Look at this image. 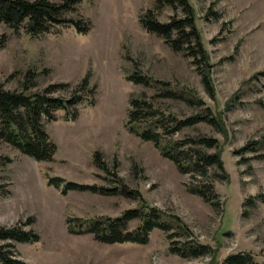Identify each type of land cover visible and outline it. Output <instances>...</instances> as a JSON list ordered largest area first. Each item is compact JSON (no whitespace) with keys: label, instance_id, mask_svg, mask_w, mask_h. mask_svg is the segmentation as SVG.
Here are the masks:
<instances>
[{"label":"rangeland","instance_id":"rangeland-1","mask_svg":"<svg viewBox=\"0 0 264 264\" xmlns=\"http://www.w3.org/2000/svg\"><path fill=\"white\" fill-rule=\"evenodd\" d=\"M218 17L207 16L211 2ZM196 25L208 51L214 99L206 93L191 57L174 51L147 32L139 17L154 9V0H82L65 17L90 21L79 33L71 24L49 32L27 34L0 22V86L21 91L26 72L34 79L29 92L63 83L51 95L83 101L42 123L57 144L52 160L37 161L0 139V225L21 224L39 234L34 243L15 242L25 264H212L208 256L183 258L169 251L170 240L160 229L148 241L104 243L88 232L67 229V217L118 216L138 201L117 193L69 190L61 193L46 182L45 173L66 180L112 188L121 181L138 190L153 206L178 215L202 243L217 250V264L235 252H251L264 260V201L246 198L264 194V143L243 153L239 149L264 135V0H190ZM158 20L180 18L179 7L155 10ZM133 71L174 89L186 88L204 101L189 103L161 95L158 84L126 79ZM94 91L80 87L82 78ZM144 97L179 118L199 113L206 105L219 115L225 133L207 122L185 127L174 139L204 136L218 139L223 170L208 168L205 176L182 173L164 158L153 142L125 127L129 99ZM228 104V107L226 105ZM213 153L215 147H202ZM104 164L100 167L95 153ZM227 174V177H224ZM197 176V177H196ZM198 178L213 186V203L191 192ZM136 220L129 222L131 228ZM175 230V229H172Z\"/></svg>","mask_w":264,"mask_h":264},{"label":"trees","instance_id":"trees-1","mask_svg":"<svg viewBox=\"0 0 264 264\" xmlns=\"http://www.w3.org/2000/svg\"><path fill=\"white\" fill-rule=\"evenodd\" d=\"M82 0H0V22L17 29L24 27L27 34L38 35L46 33L59 24H71L77 32L86 33L90 29V21L79 17L66 18L65 14L76 11ZM215 2H211L207 16L218 17L219 12L213 10ZM179 7L183 13L180 18L172 17L166 22L158 20L155 10L163 6ZM154 9H147L139 21L147 32L160 36L174 51L183 52L191 57V63L200 75L201 82L208 96L214 99L215 89L211 78L210 57L205 48L200 30L196 25V13L190 0H154ZM3 40L0 37V45ZM261 75L259 71L253 77ZM133 83L143 85L158 84L161 95L172 99L185 100L192 104L204 105V101L194 92L186 88L174 89L165 83H159L152 77L133 71L125 75ZM34 79L32 72L25 74L24 88L21 91L9 90L0 86V139L17 148L23 154L37 161L53 159L57 151V144L46 131L42 120L54 119V112L63 110L66 119H74L76 113L70 110L83 101V97L72 94L69 98L51 95L57 88L66 84H49L42 91L29 92L28 85ZM80 87L93 92L94 87L88 85L87 77L82 78ZM228 107V104L226 105ZM199 122H207L225 133L224 123L219 115L209 106H204L199 113L179 118L173 113H167L155 106L144 97L129 99L127 120L125 127L143 140L151 141L160 154L171 160L182 172H192L197 176H205L209 167L216 166L223 170L220 156V143L216 138L193 136L174 139L172 135L185 127H191ZM264 143L252 141L239 149L240 153L255 150ZM202 147H215L213 153L206 152ZM95 159L100 167L104 164L95 153ZM196 176V177H197ZM227 174H224V177ZM46 182L61 193L69 190L98 192L101 194L117 193L138 201V206L124 210L118 216H96L92 218L67 217V229L70 232L91 233L97 241L104 243H138L148 241V234L153 229H160L170 240L169 251L183 258L208 256L212 264H217V250L209 244L200 242L190 227L175 214H167L162 209L151 205L136 189H131L121 181L117 186L105 188L90 184H82L66 180L60 176H50L45 173ZM191 192L213 203L214 190L209 183L198 178L197 183L191 185ZM253 199L264 201V194L245 199L253 203ZM136 220L137 224L131 228L129 222ZM175 229V230H172ZM39 234L33 229H25L23 225H0V264H25L15 250V242L34 243L39 241ZM220 264H264L251 252H235L226 255Z\"/></svg>","mask_w":264,"mask_h":264}]
</instances>
